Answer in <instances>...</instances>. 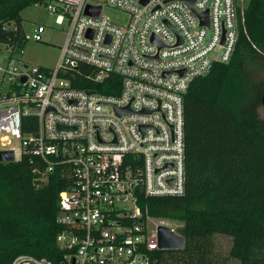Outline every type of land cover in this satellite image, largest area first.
I'll return each instance as SVG.
<instances>
[{
	"label": "built area",
	"instance_id": "2783aa9c",
	"mask_svg": "<svg viewBox=\"0 0 264 264\" xmlns=\"http://www.w3.org/2000/svg\"><path fill=\"white\" fill-rule=\"evenodd\" d=\"M87 6L99 7L98 16L86 15ZM104 6L126 13V21L105 16ZM34 7L68 31L51 69L24 62V32L15 22L0 24V151L12 152L14 162L31 157L37 186L63 181L61 264H155L163 250L158 227L176 228L140 201L184 194V97L196 79L233 57L239 8L235 0H59ZM44 33L37 26L33 40L42 42ZM75 74L94 85L115 75L119 93L76 88L67 77ZM11 264L53 263L25 255Z\"/></svg>",
	"mask_w": 264,
	"mask_h": 264
},
{
	"label": "trees",
	"instance_id": "16d2710c",
	"mask_svg": "<svg viewBox=\"0 0 264 264\" xmlns=\"http://www.w3.org/2000/svg\"><path fill=\"white\" fill-rule=\"evenodd\" d=\"M59 0H0V24L22 10ZM239 37L226 64H215L184 97L185 191L180 197L141 198L150 216L180 224L181 250L157 251L155 264H264V0L238 10ZM76 88L118 95L111 75L94 85L75 74ZM81 81V83H79ZM35 165L23 156L0 162V264L32 256L61 264L67 251L56 244L58 177L37 186ZM231 239L228 257L215 254L213 239Z\"/></svg>",
	"mask_w": 264,
	"mask_h": 264
},
{
	"label": "rangeland",
	"instance_id": "374dc122",
	"mask_svg": "<svg viewBox=\"0 0 264 264\" xmlns=\"http://www.w3.org/2000/svg\"><path fill=\"white\" fill-rule=\"evenodd\" d=\"M88 1L92 2V0ZM96 1L103 3L104 0ZM235 2L239 9H245L249 0H235ZM102 13L120 24L124 23L127 19L126 13L107 6H104ZM20 16L22 19V31L26 38L23 61L30 65L51 69L55 68L60 58L61 48L65 43L66 33L68 31L67 26L56 25L54 14H50L45 8L34 7L33 5L22 10ZM39 25L45 27V33L42 36V42H35L32 37L33 29ZM259 115L264 119V107L259 110ZM12 147L16 150L15 158L18 160L20 149L18 142H13ZM165 221L167 225L174 228L180 226L178 223L168 220ZM213 242L215 246V254L223 256L224 258L228 257L232 244L231 239L225 236H215Z\"/></svg>",
	"mask_w": 264,
	"mask_h": 264
},
{
	"label": "water",
	"instance_id": "95a60500",
	"mask_svg": "<svg viewBox=\"0 0 264 264\" xmlns=\"http://www.w3.org/2000/svg\"><path fill=\"white\" fill-rule=\"evenodd\" d=\"M192 5V1H191ZM100 12V8H94L91 6H87L85 9V14L93 17H97ZM202 19V23H206L207 13L200 15ZM262 106L264 107V96L262 98ZM119 115H122L128 111V109L118 110L116 109ZM0 162L1 163H13L14 156L12 152L0 151ZM157 237H158V247L163 250H181L184 248L185 242L184 238L175 234L171 231L170 228L160 226L157 229Z\"/></svg>",
	"mask_w": 264,
	"mask_h": 264
}]
</instances>
